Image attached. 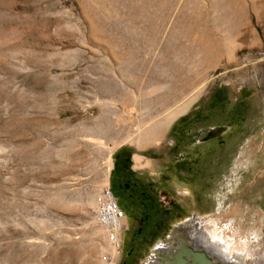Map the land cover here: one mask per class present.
Listing matches in <instances>:
<instances>
[{"label": "rangeland", "instance_id": "374dc122", "mask_svg": "<svg viewBox=\"0 0 264 264\" xmlns=\"http://www.w3.org/2000/svg\"><path fill=\"white\" fill-rule=\"evenodd\" d=\"M208 2L0 0V264L111 261L101 247L106 233L93 231L100 226L87 201L104 188L91 189L103 176L109 143L121 134L116 116L122 108H85L97 104V86L111 81L122 87L134 124L205 88L159 147L123 143L113 151V164L115 154L125 152L132 169L122 178L113 168L109 173L122 186L121 197L116 183L112 189L127 217L115 264H141L171 225L193 213L207 222L217 218L233 261L252 255L261 264L263 21L250 11L251 0H236L241 28L251 38L231 47ZM198 14L196 30L217 46L216 59L205 64L190 56L196 33L183 35L184 21ZM122 67L144 71L152 81L179 69L182 92L176 102L163 103L157 88L129 82ZM216 128L222 132L205 138ZM134 154L150 167L136 169ZM77 176L79 185L65 183ZM141 192L151 197L145 211Z\"/></svg>", "mask_w": 264, "mask_h": 264}, {"label": "bare ground", "instance_id": "6f19581e", "mask_svg": "<svg viewBox=\"0 0 264 264\" xmlns=\"http://www.w3.org/2000/svg\"><path fill=\"white\" fill-rule=\"evenodd\" d=\"M208 1L207 8L211 11L214 10L215 14L217 13V24L226 35V39H228L231 47H237L245 39L251 38V33L249 34L248 31L246 32V30L244 31L241 28L242 17L239 14L240 11L237 7L239 4H236V0ZM249 7L250 11L254 12L255 16L261 18L260 20L263 21V28L261 27V29L264 31V0L261 4L257 3V0H251ZM259 15L261 16L259 17ZM197 20H199V24L202 22L199 14L196 18H192L191 16L190 18H187L186 21L183 20L184 22H188L186 29L183 31V35H189L193 32L196 33L194 40L195 43H193L195 44V55H189L194 59L197 58L203 64L207 62H213L217 56L216 43L213 42L211 38L205 33V30H200V28L196 30L194 25H197ZM190 25H192V27H190ZM183 27L184 26H182V28ZM122 53L125 54L124 52ZM231 55L232 54L230 53L228 56L226 55V57L230 58ZM226 66L228 65L226 64ZM122 69L125 74L128 75L126 78L129 82L135 83L138 81L140 84L147 83V88L149 90L157 88L160 94L159 99L163 103H168L170 101L176 102V97H178L182 92L181 86L184 75L179 69H177L173 75L164 74L159 76V78L154 81L152 80L155 77H147V74L144 71H139L141 74L139 73L135 75L132 74L135 73L133 68L129 69L127 67H122ZM204 91L205 88H203L196 95H191V97L185 101L184 104H178L173 109H170L160 116H150L147 120H142L139 123L134 124L131 120L132 111L129 107L130 103L128 100H126L120 84L111 81V83L108 82L102 87L99 85L97 86L96 93L98 94V97L95 100L97 104L94 106L85 105V108L96 107L97 111L102 113L101 107H105L108 104H116L118 106L120 104L122 109L120 114H118L116 117L118 121L123 122V126L120 129L121 134L111 140L109 143L110 145L107 147L103 176L101 179L92 183L91 189H100L104 187L101 191V195L97 190L93 191L88 198L87 205H90V207L95 210V213L99 211V205L102 198H112V200L116 203L113 194L108 188V181L110 170L113 168L112 153L117 148V146L127 143L132 145L137 150L145 149L148 146L159 147L163 143L173 120L186 113L195 100L198 99V97H200ZM221 132V128L213 129L206 135L205 138L213 137L214 135H218ZM134 162L135 168L139 170L150 167L151 165V162L148 159L138 154H134ZM79 179L80 178L77 176L74 181L71 180L65 183L69 184L70 187L79 185L81 183H79ZM94 180L96 179L94 178ZM118 209L119 215L118 221L116 223L117 227L115 241H109L106 234L105 239L101 240V247L104 250L110 251L111 261L102 264H115L120 254L122 232L127 227V220L122 210L119 207ZM216 220V217H211L207 222L203 220V217H201L199 214L193 213L187 218L181 219L178 223L175 222L170 226L166 234L160 238L161 240H158L155 245L152 246L149 255L144 258L141 264H244L247 259L250 262L253 261L251 262L252 264H255L256 260H250L253 259L252 255H249L246 260L244 257V261L241 260V263L235 262L233 261L234 259L232 260L230 258V252L233 251V247H229L227 241L220 237L222 235V237H224L227 232L221 228V224H219ZM211 225L213 226L210 227ZM102 228L103 227L101 226L94 229L92 227L93 231L96 233H102ZM104 232L106 233L105 229ZM261 264H264V256L262 258Z\"/></svg>", "mask_w": 264, "mask_h": 264}, {"label": "built area", "instance_id": "2783aa9c", "mask_svg": "<svg viewBox=\"0 0 264 264\" xmlns=\"http://www.w3.org/2000/svg\"><path fill=\"white\" fill-rule=\"evenodd\" d=\"M118 205L112 198H105L100 201L99 211L95 213L97 224L106 230V236L109 241L114 242L116 239V227L118 221Z\"/></svg>", "mask_w": 264, "mask_h": 264}, {"label": "flooded vegetation", "instance_id": "af4514ba", "mask_svg": "<svg viewBox=\"0 0 264 264\" xmlns=\"http://www.w3.org/2000/svg\"><path fill=\"white\" fill-rule=\"evenodd\" d=\"M129 160H130L129 155L125 152H119L115 154V158H114L115 164H113V169L120 178H122L123 176H126L132 171ZM113 183H116L117 188L120 191V197H121L122 186L120 182L118 181L117 176H113L109 178V189L111 193L113 194L115 201L117 202L118 197L114 194L113 189H112ZM141 195H142V198L140 199L141 200L140 202H141L142 209L145 211L148 206L147 202L150 200L151 197L150 195L144 192H141ZM146 214H143V219L146 218ZM126 220H127V217H126Z\"/></svg>", "mask_w": 264, "mask_h": 264}]
</instances>
